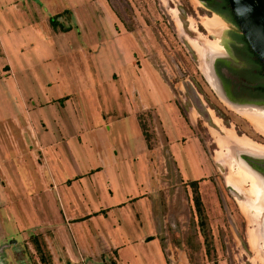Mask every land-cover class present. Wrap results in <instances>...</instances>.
<instances>
[{
  "label": "rangeland",
  "instance_id": "374dc122",
  "mask_svg": "<svg viewBox=\"0 0 264 264\" xmlns=\"http://www.w3.org/2000/svg\"><path fill=\"white\" fill-rule=\"evenodd\" d=\"M83 1L72 0V5L78 17L91 23L86 26L89 40L96 42L108 38L104 41L105 46L99 48L98 57L95 54L97 45L89 46L92 54L84 55L89 49L84 48V52L81 50V39L76 30L59 29L68 31L64 38H60L47 23L39 24L31 15L20 13L16 7L21 8L27 0H0V130H3L4 121L11 115H21L36 122L44 117L49 118L53 131L46 136L39 134L42 138V152L54 164L51 171L46 167L45 172L50 171L58 181L74 180L76 172H87V168L98 166L100 161L93 146H102L96 136L84 133L87 124L77 121L82 113L78 106L79 99L82 107L86 105L81 102V94L85 90L89 98L93 95L90 87L99 80L101 72L119 92L123 82L114 80L112 72L120 75L119 65L124 66L135 53L143 60L145 53L163 75L172 91V98L179 106L182 123L179 126L180 132L191 138L193 134L202 145V148L197 145L203 160L196 179L205 222L203 225L198 222L192 186L187 183L183 186L173 182L166 184L170 198L168 211L166 210V239L171 244L170 248H166L165 253L149 243L147 240L152 233L147 227H137L130 231L122 224L120 229L123 233L120 235L130 242L119 250L116 249L117 251H110V257L118 259L121 264H161V261H166V264H264V253L256 246L258 238L252 231V216L243 203H236L234 197L241 195L234 188L226 186L222 178L223 173L226 182L239 188L244 194L245 190L253 192L251 176L247 178L251 179V183L245 184L247 179L243 176L248 174L246 169L238 166L232 171L230 152L240 151L238 148H242L232 136L249 140L250 146L244 147L249 152L264 151V131L258 126L264 125V110L254 106L241 108L228 105L220 97L208 73L211 61L219 55L220 36L232 26L207 11L200 0H106L111 16L116 19L114 29L102 5H96L92 16L82 5ZM206 22L213 25L209 26ZM235 28L239 30L238 27ZM115 30L119 33L122 30L126 36L122 42L123 48L118 45V38H112ZM125 45L133 47L130 52H126ZM63 46L64 49L69 46L67 54L60 52ZM56 80L61 87L72 92V104L41 108V102L50 100L52 103V99L58 96L60 88L56 85ZM72 82L74 86L71 89L67 85ZM171 94L166 86V97L171 99ZM105 97L104 109L110 110L115 106V101L106 92ZM54 101L58 104L57 100ZM88 103L94 107V99L92 103ZM57 115L73 116V122H68L64 135L55 130L52 122ZM112 116L110 114V119ZM100 118L101 115H98L95 122ZM151 118V112L147 111L146 115H142V122L152 121ZM93 124L96 123L89 122L88 126ZM110 124L111 129L104 133L109 143H113V147L107 150L109 157H112L115 156V151H121L117 137L122 128H117L118 124ZM166 125H171L167 118ZM102 126L107 129L105 123ZM78 127H82L83 131L76 130ZM128 131L130 137L125 138L132 144L137 135L135 131L139 133V130L133 127ZM172 134L175 140L178 131H172ZM50 143L57 146V152H51L55 148L50 149ZM174 145L180 147L181 141H174ZM65 147H69L73 153L72 164L64 159L65 155L60 154ZM27 149L22 148L21 155L11 149L10 159L15 167L9 166L5 172L9 183L6 191L10 194V216L5 227L13 241L20 240L23 234L30 233L32 229L43 228L46 221L54 224L61 222L58 212H54L55 205L60 204L56 197L53 199V196L41 193L42 203L45 204L44 199L49 200L53 210L51 218H43L40 202H36L34 196H29L30 193L40 191L41 186L34 168L35 161ZM35 154L40 155L37 150ZM59 156L62 157L58 159ZM62 159L66 163L61 167L58 163ZM22 160L29 165L33 184L24 182ZM181 167L192 178L184 151L181 154ZM128 175L127 171H123L116 176V181L124 192L128 189ZM123 177L125 179L122 182ZM173 178L174 170H167L166 179ZM81 190L82 187L79 186L72 191L80 194ZM130 191L136 193L137 189L134 191L132 186ZM133 209L137 210V204H134ZM42 211L48 210L42 207ZM67 233L71 236L69 231ZM120 235L115 234L119 240ZM29 246L28 248L23 243L22 249L14 250L18 255L15 261H36L39 256L33 244L29 243Z\"/></svg>",
  "mask_w": 264,
  "mask_h": 264
},
{
  "label": "crops",
  "instance_id": "0c3cea01",
  "mask_svg": "<svg viewBox=\"0 0 264 264\" xmlns=\"http://www.w3.org/2000/svg\"><path fill=\"white\" fill-rule=\"evenodd\" d=\"M83 2L82 5L90 11L92 16L96 5H102L103 11L107 13L113 28L116 29V19L111 16V9L106 0H84ZM72 3V0H63V2L27 0V3L23 4L21 8H16L22 14L31 15V18L39 24L47 23L49 27L51 26L49 18L61 13L62 15H56V21L62 26H70V30L74 29L78 32L82 44L80 45L81 50L84 52V48L89 49L87 54L84 52V55L92 54L89 46L97 45L98 49L95 50V54L98 57L99 48L105 46L104 41L108 38L96 42L92 39L89 40V30L86 26L91 23H86V19L77 16ZM52 29L60 38H64L65 33L70 31H61L59 26L52 27ZM114 32L112 38H118V45L123 48L122 42L126 38L124 32L122 30L120 33L117 30ZM125 46L127 47L125 48L126 52H130L133 48ZM68 50L69 46L68 49H64L63 46L60 52L67 54ZM96 57L95 60H97ZM143 57L145 62L139 59L135 53L131 59L124 63V66L119 65L121 67L120 75L112 72L114 80L123 82L119 92L101 72L99 80L90 87L93 95L89 98L85 90L81 94V102L86 105L82 107L79 99L78 106L82 113L77 121L82 124L86 123L84 133H90L91 137L96 136L98 141L102 142V146L99 148L93 146L99 157L98 166L87 168V172H76L74 180L58 181L50 172L54 164L46 154H43V148L40 146L42 138L39 136V134L46 136L53 131L49 118L45 119L44 117L36 122L21 115H11L4 121V128L2 131L0 130V264H121L118 259L113 260L109 252L114 249L119 250L130 242L129 239L122 238L120 235L123 233L120 229L122 224L130 231L145 226L152 233L147 241L159 248L158 251L161 248L166 253V248H170L171 244L166 239L167 211L170 205L166 184L173 182L175 185L183 186L188 181L196 180L200 163L203 160L197 145L199 144L201 148L202 145L193 134L194 140L180 132L179 126L182 124L179 118L180 109L172 98V91L166 84L163 75L154 66L150 56L144 53ZM56 85L60 88L58 96L54 98L58 104L52 99V103L49 102L50 100L41 102V108L48 105L64 107L65 104H72V102L70 103L73 98L72 92L61 87L57 80ZM73 86V82L67 85L69 88ZM108 86L110 87L108 88ZM166 86L171 94V99L166 97ZM105 92L115 101V106L110 110H105L103 106L106 99ZM93 99L95 103L92 104L94 107H91L88 102L92 103ZM147 111L151 112L153 118L147 123L144 121L152 134L150 146L147 145L140 126V118L142 120V115H146ZM110 114L113 115L111 119ZM98 115H101V118L95 122ZM72 117L57 115L53 118L55 130L64 135L68 122H73ZM166 118L171 125H166ZM92 121L96 124L88 126V123ZM102 123L107 125V129H104ZM110 123L118 124L117 128H122L118 131L117 137L120 141L121 151H115V156L112 155V157H109L107 150L113 147V143H109L104 133L105 130L111 129ZM133 127L137 128L139 133L135 131L137 134L135 142L129 144L125 137H130V133L128 135L127 132ZM76 130L83 131V128L78 127ZM172 131H178L175 140L172 138ZM79 133L80 131H78V137ZM174 141H181V146L174 145ZM53 145L55 144L50 143L49 145L50 149L55 148V150H51L52 153L57 152L58 149ZM22 148H28L27 151L32 154L35 161L34 168L41 186L40 191L30 193L29 196H34L35 201L40 202V211L44 213L43 218H51L53 210H51L52 203L49 200L44 199L45 204L42 203L41 193H47L53 196V199L56 197L60 204L55 205L54 212H58L61 222L54 224L46 221L43 228L32 229L30 233L23 234L20 240L13 241L10 240L11 234L5 227V222L10 216L8 208L10 194L6 191L9 183L5 172L8 171L9 166L15 167L10 159L11 149L21 155L23 154ZM35 150L40 155L35 154ZM182 151L186 153L187 168L191 171L192 178H189L181 167ZM60 154L65 155V160L73 163V153L69 147L63 148ZM61 157L59 156L58 159ZM64 159L58 163V166L62 167L66 163ZM22 161L21 169H23L24 182L33 184V174L30 172L29 165L26 161ZM46 167L50 169L48 173L45 172ZM170 169L174 170L173 180L166 179V172ZM123 171L129 173L126 192L123 190V185L120 189V185L116 181L118 173ZM103 173L104 177H102ZM123 179L125 177L122 178V182ZM79 186L82 187L80 194L72 191ZM132 186L134 191L137 189L136 193L130 191ZM47 194L46 196H48ZM134 204H137V210L133 209ZM42 207L48 211H42ZM72 230H75L74 233ZM34 234H41L51 255V261L46 263L39 258H36V261H15L18 255L14 250L22 249L23 243L29 248V243L32 244L29 238ZM115 234H119L121 240L117 239ZM161 264H166V261H161Z\"/></svg>",
  "mask_w": 264,
  "mask_h": 264
},
{
  "label": "flooded vegetation",
  "instance_id": "af4514ba",
  "mask_svg": "<svg viewBox=\"0 0 264 264\" xmlns=\"http://www.w3.org/2000/svg\"><path fill=\"white\" fill-rule=\"evenodd\" d=\"M200 1L207 11L232 26L220 36L219 55L213 58L208 70L220 97L232 107L254 106L264 110V67L240 32L228 0ZM235 26L238 27V31ZM230 153L232 154V171H235L238 166H242L255 184L259 186L256 194L250 193L248 190H245L244 194L239 191V188L228 184L222 173L224 184L234 188L241 195V197H234L236 203H243L251 214L252 231L258 238L256 246L264 253V151L249 153L243 150ZM251 179H247L245 184L251 183ZM247 192L249 194H246Z\"/></svg>",
  "mask_w": 264,
  "mask_h": 264
},
{
  "label": "water",
  "instance_id": "95a60500",
  "mask_svg": "<svg viewBox=\"0 0 264 264\" xmlns=\"http://www.w3.org/2000/svg\"><path fill=\"white\" fill-rule=\"evenodd\" d=\"M228 4L240 32L264 67V0H228Z\"/></svg>",
  "mask_w": 264,
  "mask_h": 264
},
{
  "label": "trees",
  "instance_id": "16d2710c",
  "mask_svg": "<svg viewBox=\"0 0 264 264\" xmlns=\"http://www.w3.org/2000/svg\"><path fill=\"white\" fill-rule=\"evenodd\" d=\"M56 18L57 16H51L49 18V21H50V25L53 27V28H56L57 26H59V29L61 30H68L70 29L71 27L70 26H62L60 23H58L56 21ZM7 68V66H5ZM140 126L142 128V133L144 135V138L147 142V145L150 146L151 145V139H152V134L149 132L146 124H144L140 118ZM190 186L193 187V202H194V205H195V209H196V212H197V215H198V222L200 225H203L204 222H205V215L203 213V210H202V201H201V198H200V193L198 191V187H197V179L196 180H191V181H188V183ZM30 241L32 242L33 246H34V249L36 251V254H38V258L43 261V262H49L51 261V255L46 247V243L45 241L43 240L41 234H34L32 235L30 238Z\"/></svg>",
  "mask_w": 264,
  "mask_h": 264
},
{
  "label": "bare ground",
  "instance_id": "6f19581e",
  "mask_svg": "<svg viewBox=\"0 0 264 264\" xmlns=\"http://www.w3.org/2000/svg\"><path fill=\"white\" fill-rule=\"evenodd\" d=\"M208 22H206V24H207ZM209 24V23H208ZM207 24V25H208ZM206 25V26H207ZM211 25H213L212 23L211 24H209V26H211ZM215 77V76H214ZM259 126V128H261L263 131H264V125H258ZM235 142L237 141V142H239V144L241 145V147L242 148H238L240 151H243V150H245V151H247L245 148L246 147H249L250 146V141L249 140H247L246 138H236L235 136H232L231 137ZM245 147V148H244ZM262 148V147H261ZM255 149V148H254ZM260 149V148H259ZM258 151H260V150H258ZM247 152H249V151H247ZM245 153V152H244ZM249 153H252L251 151L249 152ZM248 173V172H247ZM244 177V179H247L248 177H250V175L249 174H247V175H245V176H243ZM260 178V177H259ZM244 182V181H243ZM252 189L253 190H251V191H253V192H251V193H253V194H256L257 192H258V190H259V186L257 185V184H255V182L252 180ZM239 185H241V184H239ZM255 192V193H254ZM260 198V197H259ZM258 201L260 202V200L258 199ZM258 215V214H257Z\"/></svg>",
  "mask_w": 264,
  "mask_h": 264
}]
</instances>
